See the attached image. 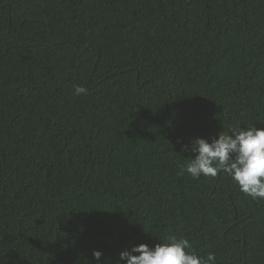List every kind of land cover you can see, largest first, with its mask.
Listing matches in <instances>:
<instances>
[{
  "label": "trees",
  "instance_id": "trees-1",
  "mask_svg": "<svg viewBox=\"0 0 264 264\" xmlns=\"http://www.w3.org/2000/svg\"><path fill=\"white\" fill-rule=\"evenodd\" d=\"M250 126L264 0H0V264H116L168 235L264 264V199L178 175L194 139Z\"/></svg>",
  "mask_w": 264,
  "mask_h": 264
},
{
  "label": "clouds",
  "instance_id": "clouds-1",
  "mask_svg": "<svg viewBox=\"0 0 264 264\" xmlns=\"http://www.w3.org/2000/svg\"><path fill=\"white\" fill-rule=\"evenodd\" d=\"M87 92L77 85L74 95ZM187 147V145H185ZM191 151L195 158H188L179 165L178 175L188 173L192 178L216 177L226 173L238 184L240 191L252 199H264V128L250 126L234 127L219 133L211 142L205 138L192 141ZM133 253H139L134 255ZM92 255L101 261L103 253L94 250ZM116 264H217L215 253L207 256L197 254L187 238L168 235L154 247L147 244L131 245L130 250L120 254Z\"/></svg>",
  "mask_w": 264,
  "mask_h": 264
}]
</instances>
